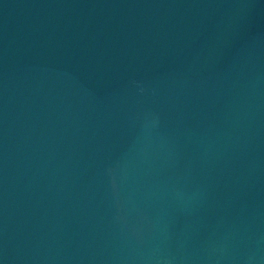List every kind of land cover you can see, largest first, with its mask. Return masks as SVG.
<instances>
[{
	"label": "water",
	"instance_id": "obj_1",
	"mask_svg": "<svg viewBox=\"0 0 264 264\" xmlns=\"http://www.w3.org/2000/svg\"><path fill=\"white\" fill-rule=\"evenodd\" d=\"M0 264H264V0H0Z\"/></svg>",
	"mask_w": 264,
	"mask_h": 264
}]
</instances>
